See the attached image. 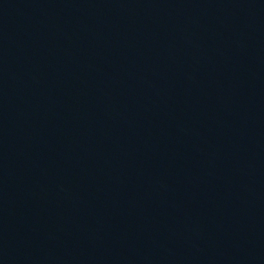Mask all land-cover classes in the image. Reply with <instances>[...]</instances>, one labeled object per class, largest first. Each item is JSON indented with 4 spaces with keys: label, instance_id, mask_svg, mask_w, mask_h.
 I'll use <instances>...</instances> for the list:
<instances>
[{
    "label": "water",
    "instance_id": "95a60500",
    "mask_svg": "<svg viewBox=\"0 0 264 264\" xmlns=\"http://www.w3.org/2000/svg\"><path fill=\"white\" fill-rule=\"evenodd\" d=\"M0 264H264V0H0Z\"/></svg>",
    "mask_w": 264,
    "mask_h": 264
}]
</instances>
